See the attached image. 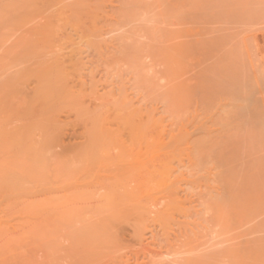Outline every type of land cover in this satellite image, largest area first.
I'll return each mask as SVG.
<instances>
[{
	"label": "rangeland",
	"instance_id": "rangeland-1",
	"mask_svg": "<svg viewBox=\"0 0 264 264\" xmlns=\"http://www.w3.org/2000/svg\"><path fill=\"white\" fill-rule=\"evenodd\" d=\"M101 4L104 7L99 17L106 19H101L102 24L97 26L98 29L78 27L81 28L78 30L75 27V31L78 30V32H73V29L67 25L68 28H61L65 29L66 36L63 30L58 32L62 35H58L59 38L71 39V42L72 40L74 42V45H71L68 40H61V44L64 42V45L66 43L68 45L60 47L62 48L60 50L65 48L59 51L60 54H64L59 55L65 56L61 58L71 57L72 54L77 57L72 56L75 58H70L71 60L67 58L65 64L71 61L68 63V68L72 60H75L73 64L77 61V65L74 64L72 69L80 65L82 67L83 64L85 68L82 71L81 67L78 68L80 70L77 72L80 75L78 74L77 79L85 82H78L76 75L75 78L71 77L73 76V73L69 71L71 67L68 70L66 68L71 75L69 74L65 82L71 88V97L76 96V99L73 100L69 96L67 99L70 100L62 102V105H71L67 107L73 112L66 114L64 110L67 109H63L60 114L58 113L59 115L57 114L59 128L63 126L60 131L63 132L59 133V138L57 137V139L62 138L58 140L60 142L57 141L60 144H57L56 148L53 145V149L50 145L51 150L48 154L51 151L52 154L43 155V158L40 156L42 159L36 157L39 162L34 157L32 159L25 157V160L33 163L34 173L36 171L38 173H35L36 177L32 175L33 171L28 175L29 170L26 171V167L31 163L24 161L27 163L24 167L25 171L21 169L24 175L28 176L27 179L33 176L32 181L25 180L22 171V174L18 173L21 169L18 171L16 169L17 172L13 174L15 170L13 166L20 165L21 160L24 159V156L20 157L17 151L15 154L21 159L17 155L15 158V154L10 153L14 144L4 141L5 144L0 143L1 148L7 146L0 148L3 150L2 155L0 154L2 156L0 157V176L3 177L4 182L6 173L10 174L9 178L12 179L6 177V182L9 184L20 178L18 174L23 177L18 180L22 186L18 184L16 188H11L14 187L15 182L10 185L5 182L9 186L7 188L6 184L0 186V264H113L111 257L115 259L114 264L115 262L120 264L122 261L121 264H188L186 262L190 264H264V0H101ZM75 50H79L81 54ZM78 56L81 57V61H78ZM50 57L48 55V59ZM2 72L3 70H0V74ZM90 72L91 75H89ZM76 84L79 88L84 86L83 92L86 93L87 98H89L87 94L90 92L88 91L90 85L96 86L97 89L94 86L91 87H93L92 90L96 89L94 91H97V96H102L98 97L100 101L96 103L93 100L94 96L96 98V93L91 91L95 95L90 97L92 98L90 102L82 95L80 98L82 101L86 99L83 101L85 104L80 105L82 101L79 99L77 101L78 104L80 103V106L77 105L79 111L75 110L76 106L73 105L77 104L75 101L79 95ZM74 91H77L76 95ZM118 95L122 96H119V101L125 97L123 103L128 102L124 105L128 110L129 105H131L130 108L134 107V111L137 110L136 113L141 110L151 118L148 119L149 122L147 115L145 121V115L139 112L143 116L140 127L134 128L131 125L133 128L128 130L125 124L121 123L122 121L119 122L120 120L118 123L123 126L116 125L115 122L121 116L120 113L119 117L115 114L116 121L110 123L113 119L107 118L112 116L113 113L110 112L112 110L108 114L104 109L109 108L104 106L107 107L111 102L109 107L113 109L112 104L115 102L112 103V100L116 98L114 101H117ZM253 101L256 104H253ZM91 102L98 104L97 109L93 108L94 105H91ZM86 104L90 108L84 107ZM82 106L88 111L81 109ZM67 107L64 106V108ZM80 109L83 112H80ZM105 112L108 114L107 118H105L107 116ZM113 112L116 113V111ZM82 113L91 117H84ZM98 116L100 120L109 121L104 124L105 128L102 125L105 120L100 124L107 134L112 137L111 133H113L116 136L114 141L108 135L111 141H114L113 144L110 143V147L119 145L121 151L126 150L125 153H130L129 156H132L129 158L125 154V160L134 163L135 167L128 162L119 163L123 159L118 158L116 164L119 165H114V162L111 168L105 166L108 162L100 163L103 162L100 161L98 165L95 163L94 169L97 166L95 173L91 172L93 167H87L91 163L89 165L84 163L85 167L82 168H85V172L87 169L86 173L83 169L81 174L78 170V174L76 169L74 173L68 170L66 174H63L65 171L62 170L61 162L64 161L63 155L69 148L77 149L76 152H73L75 149L72 150V155L84 151V154L80 152L77 155L88 156L87 153L96 147V151L93 150L94 153H89L91 158V155L95 152L97 154V149L101 148L102 144H94L95 147L89 146L92 145L89 143L92 142L90 139L94 137L93 134L97 132L98 127L100 128L97 122ZM79 117L81 120L77 123L76 120H79ZM86 118L88 121L93 118L92 123L96 120L94 118H97L96 123H93L97 124V128H92L93 124L85 120ZM111 118L115 120L114 114ZM133 120H131L132 124L135 122ZM64 123L68 125V127L65 126L67 128H64ZM90 128L95 129L96 132L93 133L94 130L91 131ZM102 128L98 132L102 131ZM107 128L111 131L110 133ZM128 131L134 133L130 134ZM99 135H101L100 132ZM143 142L145 146V142L147 143L146 151L145 147H142ZM151 144H155V147L152 145L154 147L152 148ZM9 145L13 146L11 150ZM87 146L91 150H88ZM104 146L107 147L105 144ZM63 147L67 150H59ZM118 147H114L117 150L111 147L112 151L102 148L98 154L104 151L102 155L112 156L111 162H113L116 160L115 154L119 151ZM58 150L59 153H57ZM137 151H140L139 154ZM69 153L66 154L69 155ZM72 155H69V158ZM61 156L63 157L60 158ZM9 159L13 163L19 160L20 162L12 166ZM93 159L96 158L93 157ZM98 159L102 160L98 157L95 161ZM109 159L106 158L110 161ZM125 163L128 165L125 166ZM112 165L114 168L120 165L130 167L132 168L130 171L134 168V171L115 174L116 169L113 171ZM151 165H155L158 173L148 176V172L154 167ZM12 169L13 171H10ZM27 169H30V166ZM167 169L169 171L165 173ZM2 170L4 171L1 173ZM88 170L92 174H87ZM11 172L13 175L17 173V176H13ZM73 176L76 178L74 182ZM98 176L104 180L101 179V181L97 178ZM13 177L16 178L13 179ZM63 178L66 179L64 184ZM97 180H99L98 183L105 182L106 185L103 184V186H110L106 188H119L118 194L123 192L121 190H124V187L126 190H133L137 192L136 194L134 192L135 199L129 196L130 193L126 196L130 199H124L123 195L119 197L116 195L118 199L122 197L123 200L115 199L116 196L109 197V195L101 199L104 194L102 190L106 188H102V185L100 187ZM71 184H76L81 189L83 187L85 194H95L88 195L95 200L101 199L99 200L101 203L103 201L109 204L114 203L113 208L109 207L110 210L107 209L109 211L105 210L106 203V206L103 205L105 208L102 205L95 207V204L99 202L90 201L91 198L87 195L86 199L77 201V208L81 207V204L85 206L87 202L83 200L89 198L88 204L92 205L90 209L93 211L95 209V212L89 210L90 215L87 216L85 212L88 208H81L77 211L83 213H80L79 217L82 215V218L84 216L87 220L78 218L79 222L75 221L78 224L72 222L76 226H72L71 222L66 223L59 216L61 201L57 202L56 199L59 198L58 194L60 196L63 193L62 188L65 189L69 185L72 187ZM94 184L101 188V194L97 190L98 187L93 188ZM94 189L96 190L93 193ZM41 190V196H38L37 192ZM43 191L49 194L53 192L51 193L53 195H44ZM137 194H139L138 197ZM46 196H50V199L53 197V202L44 205L45 208L43 206L42 209H44L40 212L41 216L39 215V219L36 217L35 220L45 222L46 219L47 221L33 238L29 227L34 219L30 221L32 218L30 210L41 207L37 204ZM168 198H172L173 201ZM108 199L115 201H108ZM120 202L123 203V207L116 209L121 205ZM35 209L33 212L38 215L40 208ZM89 221L93 222V225L91 224L92 229L87 228L88 234L92 231L94 235L91 236L92 239L88 237L90 240L84 239L88 244L81 239L86 243L88 251L86 255H88L75 256L71 249V242L75 240L70 234L73 230L74 233L75 230L81 231L77 229L80 226L82 228L85 224V228L90 226ZM140 229L143 233L138 235L141 233L138 232ZM134 233L137 236H134ZM142 237V241H138ZM89 241L90 244L92 241L91 245ZM237 241L241 243L240 248L233 246L236 244L240 246ZM227 250L234 252L232 255L234 258L228 257V254L233 252L228 253ZM111 254L114 256H109ZM115 255L123 257H115ZM210 255L218 260L213 258L214 261L208 260L207 263L205 259ZM194 258L198 262H195Z\"/></svg>",
	"mask_w": 264,
	"mask_h": 264
},
{
	"label": "bare ground",
	"instance_id": "bare-ground-1",
	"mask_svg": "<svg viewBox=\"0 0 264 264\" xmlns=\"http://www.w3.org/2000/svg\"><path fill=\"white\" fill-rule=\"evenodd\" d=\"M68 0H0V70H3V72L0 74V143H2V144H5V143H9L10 142V144L12 143V144H14V147L13 148H15L16 149V146H18L17 147V149L15 150V149H13L12 147H11V145H9V149L10 148H12V150H15L14 152H12V150H11V154H15L16 153V151H17V153H18V155H20V157L21 156H24V159H22L21 160V162H23V163H21L20 162V160L19 159H21L17 154H15V158H16V155L18 156V160L19 161H16L15 163H17V162H20V165L22 166H20L19 164H17V166H19V168H17V166L15 167V166H13V165H15V163H13V162H11V160L9 159V162H11L12 164V166L15 168V170H14V172H13V174L15 173V172H17L18 171V169H21V168H23L24 169V171H25V168L24 167H26V164L27 163H29L27 160H25L27 157L28 158H30V159H32V157H34L35 158V160H37L36 159V157H42L43 155H49V154H52L51 152L48 154V151L49 150H51V146L50 145H54L55 146V148L60 144V143H58V142H60V141H58V140H60V139H62V138H60V139H57V137L59 138L60 137V135H59V133H62L61 131H60V129H63V126H61L60 128H59V120H58V118L57 117H59L58 115L60 114V111H62L63 109H67V110H64V112L66 111L67 113L66 114H68L69 112H73V111H70V110H68V107H70L69 105H64L65 107H67V108H64V106L62 105L63 103L62 102H67V100L69 99H67V97H71L72 95V93H71V88L68 86V85H66V82H65V80H66V78L68 77V76H70L71 74V72L73 73V76H71V77H73V78H75L76 77V79L77 78H79V77H77V76H79L80 74L78 73L79 72V70L81 69V71H82V69H84L85 67L83 66V64H82V67H81V65L80 66H78V68L79 67H81L79 70H78V68H77V66H76V68L74 67L73 69H72V67L73 66H75V65H77L76 63H78L77 61H76V63H74L73 64V62H75V60H72L73 62L70 64L71 66V68L70 67H68V68H70L69 69V71H70V73H68L69 71H67L68 70V68H67V66H68V63L69 62H71V61H68V63H66L65 64V61H67L66 59L67 58H71V59H73V58H75L76 56L75 55H71L70 53V55H71V57L70 56H67V58H61V57H63V56H60V55H62V54H64V53H62V54H60L61 52H59V51H63L64 50V46L67 44H65L64 45V42H63V44H61V40H63L62 38H59V36L58 35H61V33L59 34L58 32H61L63 29H61L62 27H64V28H71V29H73V32L75 31V27H77L76 29H78V30H80L81 28L82 29H84L83 27H90V28H92L93 30H96V28H97V26L101 23L102 24V20H103V18H100L99 17V13H102V8L104 7V6H102V4H101V0H73V1H68ZM67 2V3H66ZM70 3V4H69ZM104 10V9H103ZM104 12V11H103ZM101 16V15H100ZM102 19V20H101ZM104 19H106V18H104ZM101 21V22H100ZM106 22V21H105ZM104 22V23H105ZM67 25H68V27H67ZM66 26V27H65ZM100 26V25H99ZM78 27H81V28H78ZM90 28H88V29H90ZM70 29V30H71ZM98 29V28H97ZM61 30V31H60ZM78 30H76L77 32H78ZM86 30V29H85ZM64 31V32H63ZM62 32H63V34H65V36H66V33H65V29L63 30ZM75 31V32H76ZM82 31V30H81ZM80 31V32H81ZM84 33V32H83ZM82 33V34H83ZM73 34H75L76 35V33H73ZM79 34H81V33H79ZM62 36V35H61ZM64 37V36H63ZM81 35H80V39H81ZM78 38V37H77ZM64 40H68L70 43H71V45L73 44L74 45V42H73V40H72V42H71V39L69 40V39H64ZM66 42V41H65ZM8 43V44H7ZM60 45V46H59ZM62 45H64L63 47V50H60V49H62V48H60ZM68 45V44H67ZM46 50V51H45ZM74 50H72V52H73ZM80 52L79 50H75V52ZM71 52V53H72ZM60 54V55H59ZM80 54H81V52H80ZM79 54V55H80ZM48 55H49V59H48ZM67 55V54H66ZM76 55H78V54H76ZM72 56H75V57H73L72 58ZM65 57V56H64ZM77 58V57H76ZM78 58H79V60L78 61H81L80 59H81V57H79L78 56ZM62 59H65V60H62ZM70 59V60H71ZM77 60V59H76ZM80 63H82V62H80ZM73 64V65H72ZM65 65H66V67H65ZM79 65V64H78ZM66 68H67V70H66ZM71 69H72V71H71ZM74 69H76V71L74 70ZM12 70V71H11ZM74 70V71H73ZM78 71V72H77ZM76 74H75V73ZM82 73V72H81ZM70 74V75H69ZM79 74V75H78ZM76 75V76H75ZM89 75H91V72H90V74ZM75 76V77H74ZM93 76V75H92ZM92 76H90V78L92 77ZM81 77V76H80ZM79 79H77V81H78ZM76 81V83H78V82H82L81 80H79L78 82ZM85 81L83 80V82L82 83H84ZM81 83V84H82ZM91 83H94V82H91ZM95 84V83H94ZM85 85V84H84ZM76 86H77V84H76ZM91 86H94L93 84H91L90 85V87ZM78 88H79V85L77 86ZM88 88L89 90L88 91H90L87 95H88V97L89 98H87V96L85 97V95H86V93L85 92H83V90H84V86H82V88L80 87L79 88V90L77 89V91H74V94L76 95V93L75 92H77L79 95H78V99L75 101V103L80 99V101H82V95L86 98V99H89L88 101L90 102V100L92 99H90V97H92L93 96V94H92V92L91 91H94V89L96 88V86H94L95 88L92 90V88L93 87H91V88ZM91 89V90H90ZM97 89V88H96ZM95 89V90H96ZM87 92V91H86ZM95 93H96V98H95V96H94V99L93 100H95L96 101V103L98 102V100L100 101V98H98L99 96L100 97H102L101 95H99V96H97L98 94H97V91H94ZM81 94V95H80ZM95 95V94H94ZM120 95H118V97H117V101H114V100H116V98L114 99V100H112V103L113 102H115V103H113L112 104V108L113 109H111L109 106H110V104H111V102H110V104H108V106L106 107V106H104L105 108H109V109H104L107 113L110 111V110H112V111H110V112H112L113 114H114V117H115V120H114V118H111V117H113V114H111L112 116L111 117H109V118H107L108 117V114H107V116L105 117V115L103 116V115H101L102 117H105V118H107L108 120L109 119H113V121H111L110 123H114V121H116V116H115V114H117V117H119V115L121 114V116L118 118V120L115 122V123H117L116 125H118V124H120V125H122L121 123H123V124H125L124 126L128 129V130H131L133 127L135 128V127H140V124L142 123V114L141 113H143V112H141V110H138V113H136L135 111H137L136 109H135V111L133 110L134 109V107L132 108H130V106L131 105H129V110H128V108H126L124 105L125 104H128V102L127 103H123L124 102V100L123 99H125V97L121 100L120 99V101H119V99L118 98H120V97H122V96H120ZM81 97V98H80ZM84 97H83V99H84ZM71 98H73V100H75L76 99V96H74V97H71ZM66 99V100H65ZM85 99V100H86ZM70 100V99H69ZM73 100H71V101H73ZM85 100H83V101H85ZM127 100V99H126ZM126 100H125V102H126ZM79 101V102H80ZM83 101L82 102H80L79 104L80 105H82V103H83ZM64 102V103H65ZM74 102V101H73ZM89 102H88V104H89ZM94 102V101H93ZM93 102H91V105L93 104L94 105V107L93 108H96V105H98V104H95V103H93ZM259 103H260V101H259ZM264 103V102H263ZM73 104V103H72ZM78 104V102H77V104L75 105H73L74 107L76 106V109L72 106V108H74L75 110H77V111H79V107L78 106H80ZM85 103H83V105H84ZM253 104H256V103H254V101H253ZM78 105V106H77ZM251 105V104H250ZM90 106V105H89ZM127 106V105H126ZM255 106V105H254ZM84 107H86V108H90V107H88L87 106V104H86V106H84ZM84 107L82 106V108L81 109H83V110H87L88 111V109H84ZM71 108V109H72ZM81 109H80V112H83V110L81 111ZM97 109V108H96ZM125 109V110H124ZM254 109H256V107L254 108ZM73 110V109H72ZM86 111V112H87ZM113 111H116V113H114ZM122 111L124 112V113H122ZM75 112V111H74ZM86 112H85V114H86ZM118 112V113H117ZM139 112H141V113H139ZM59 113V114H58ZM104 113V114H105ZM120 113V114H119ZM58 114V115H57ZM83 115V113H82V115L85 117V116H87V115ZM123 114V115H122ZM81 115V116H82ZM143 115H145L144 113H143ZM147 115V114H146ZM146 115L144 116V120H145V117H146ZM82 116V117H83ZM84 117H83V119H84ZM89 117H91V116H87V118H89ZM93 117H96V116H93ZM99 117V116H98ZM57 118V119H56ZM81 117H79V120L77 119L76 121H77V123H78V121H80L81 119H80ZM85 119V120H87L88 121V119ZM135 118V119H134ZM137 118V119H136ZM150 117L147 115V121L149 122V119ZM91 119V118H90ZM94 119H96L95 121H97L98 119L97 118H94ZM101 118L99 117V120L97 121L99 124V126H100V124L101 123H103L104 122V120H100ZM103 119V118H102ZM106 119V120H107ZM135 120V122H133V124L131 123V120ZM151 119V118H150ZM91 120H93V118L91 119ZM91 120H89L91 123H92V121ZM105 120V122L102 124V125H104L106 122H109V121H106ZM120 120V121H119ZM133 120V121H134ZM88 121V122H89ZM95 121H93V123L95 122ZM100 121V122H99ZM102 121V122H101ZM118 121L119 122H121V123H118ZM146 121V120H145ZM156 121V120H155ZM138 122V123H137ZM152 122H153V118H152ZM59 123V124H58ZM80 123V122H79ZM92 123V124H93ZM96 123V122H95ZM130 123V124H129ZM137 123V124H136ZM145 123H147V122H145ZM144 123V124H145ZM65 124V123H64ZM76 124V123H75ZM107 124V123H106ZM109 124V123H108ZM128 124H129V126H128ZM139 124V125H138ZM158 124V123H157ZM83 125V124H82ZM94 125L95 124H93V126H92V128H97V124L95 125L96 127H94ZM101 125V126H102ZM131 125H133V127L131 128ZM142 125V124H141ZM148 125H149V123H148ZM65 126H67L68 127V125H64V128H67V127H65ZM69 126H71V125H69ZM75 126V125H74ZM100 126V128L98 127V129L95 131V129H92V130H94L93 131V133H95V134H93L94 135V137L93 138H91L90 140H92V142L91 143H89V144H92V145H89V146H92V147H95V145H101V150H102V148H104L103 147V145L105 144L107 147H105L104 148V150L106 149L107 150V148L110 150V151H112L110 148L112 147V148H114V147H118L119 145H117L116 143H114V144H116L117 146H111L110 147V143L112 142L111 141V138H112V140H114V139H116L115 137V135L113 134V133H111L113 136L111 137L109 134H107V132H106V130L105 129H103V128H105V125H104V127L102 128ZM108 126V125H107ZM123 126V125H122ZM110 127V126H109ZM128 127H130V128H128ZM145 127V126H144ZM150 127V126H149ZM57 128H59L58 129V131H57ZM101 128L106 132V133H104V135L102 134L104 131L102 130V131H99L100 132V134L101 135H103L102 137H101V135H99V132H98V130L100 129L101 130ZM125 128V129H126ZM90 130H91V128H90ZM91 130V131H92ZM136 129H134V131H135ZM91 131H90V133H91ZM107 131H108V133H110L111 131L107 128ZM130 134H133L134 132L132 131H128ZM55 133V134H54ZM58 133V134H57ZM64 134V133H63ZM62 134V135H63ZM91 135H92V133H91ZM96 135H97V137H99V138H97L96 137ZM99 135V136H98ZM109 135L111 138H109V136L107 137V136ZM105 136V137H104ZM104 137V138H103ZM108 139H110L108 142L106 141V140H108ZM36 138H38V139H36ZM97 139V140H95V139ZM5 143H4V142ZM58 141V142H57ZM115 141V140H114ZM113 141V142H114ZM105 142H107V144L105 143ZM113 142L111 143V144H113ZM146 142H148V141H146ZM145 142V144H146V146H147V143ZM150 143H151V141H149ZM53 143V144H52ZM153 143H155V142H153ZM1 144V145H2ZM58 144V145H57ZM95 144V145H94ZM142 144V143H141ZM1 145H0V148H1ZM137 146L139 145L138 143L136 144ZM135 145V146H136ZM148 145H149V143H148ZM152 145H154V147H155V144H151V146ZM25 146V148L24 149H26V150H24L23 149V147ZM54 146L52 147V149L54 148ZM136 146V147H137ZM146 146L144 145V142H143V146L142 147H145L144 149H145V151H146ZM150 146V145H149ZM5 148L7 147V146H4ZM4 147H2V148H4ZM27 147V148H26ZM62 147V146H61ZM100 147V146H99ZM99 147H97V148H99ZM110 147V148H109ZM123 147V146H122ZM139 147H141V145L139 146ZM153 146H152V148H154ZM1 148V149H2ZM22 148V149H21ZM64 148V147H63ZM59 148V150H67L66 148ZM71 148H73V147H71ZM86 148H88V150H91V149H89L90 147H86ZM0 149V150H1ZM19 149V150H18ZM75 149V148H74ZM74 149H72V150H74ZM100 149H97L98 151H97V154H96V152H95V156L92 154L91 156H92V158L89 156L90 154L89 153H94L93 152V150L94 151H96V147H95V149L93 148V150L92 151H90V152H88L87 154H88V156H86V155H82V156H80V155H77V154H79V153H75L74 155H72L73 153H72V150H70V148L68 149L69 150V152H68V150L67 151H65L66 153H69V155L71 156L72 155V157H70L69 158V155H67L65 152V154H66V156H65V154L63 155L65 158H64V161L63 162H61V167H62V170H64L65 172H63L62 170H61V172H63V174L65 173H67L66 171H70V173H74L75 172V170L77 171V173L79 174V172H80V174H81V170H83L84 169V173H86L87 172V169H86V172H85V168H82V167H85V165H89L90 163H91V165H89V166H87V167H93V168H91L92 170H91V172L93 171V173H95V171H96V168H97V166H96V168L94 169V167H95V163H97V165H98V163L100 162V161H103V162H100V163H106V162H108L107 164H105V166H107V167H110L111 168V164L112 163H114L115 162V164L114 165H119V164H116V161L117 160H119L118 158H121V159H123L122 161H119V163H122V162H128V164L131 162V161H126L125 160V157H126V155L125 154H127L128 155V158L129 157H131V156H129V154L130 153H125V152H127L126 150H125V152L124 151H121V147H120V149H119V147H118V149H119V151L115 154L116 156V160H114L113 162H111V160H112V156H108V157H106V154H105V156H103L102 154L104 153V151L101 153V154H98V153H100L99 152V150ZM115 149V148H114ZM131 149H132V147H131ZM151 149V148H150ZM6 150V149H5ZM21 150H23V151H21ZM57 151V153H59L60 151ZM76 150L77 149H75V151H73V152H76ZM108 150V151H109ZM115 150H117V148L115 149ZM139 150V149H138ZM142 150V149H141ZM148 150H149V148H148ZM2 151L3 150H1V152H0V154L2 155ZM9 151V150H8ZM56 150H54V152H55ZM86 151H87V149H86ZM86 151H85V153H86ZM114 151V150H113ZM132 151V150H131ZM63 152V151H62ZM116 152V151H115ZM114 152V153H115ZM122 154H121V153ZM123 152H124V154H123ZM138 152H140V151H137V153ZM4 153V152H3ZM23 153V154H22ZM72 153V154H71ZM82 154H84V151H82L81 152ZM5 154V153H4ZM3 154V156H5ZM118 154V155H117ZM139 154V153H138ZM7 155V154H6ZM58 155V154H57ZM61 155V154H60ZM119 155H121L120 157H119ZM122 155H123V157H122ZM125 155V156H124ZM8 156V155H7ZM63 156H61L60 158H62ZM68 156V157H67ZM84 156H85V158H84ZM102 156V157H101ZM0 157H2V156H0ZM10 157V156H9ZM26 157V158H25ZM39 158V159H42V158ZM93 157H95L96 159L98 158V157H100V159H102V160H97V161H95L96 159H93ZM6 157H4V159H5ZM10 158H13V157H10ZM88 158V159H87ZM106 158L108 159V158H110L109 160L110 161H108V160H106ZM128 158H127V160H128ZM91 159V160H90ZM94 161H93V160ZM104 159V160H103ZM114 159V158H113ZM13 160H14V158H13ZM88 160H89V162H88ZM106 160V161H105ZM6 161V160H5ZM24 161H27V163L26 162H24ZM32 161V160H31ZM41 161V160H40ZM91 161H93V162H91ZM8 162V163H9ZM37 162H39L38 160H37ZM111 162V163H110ZM151 162V161H150ZM31 163V162H30ZM36 163V162H35ZM64 163V164H63ZM84 163H87V164H85L84 165ZM94 164V166H92L93 164ZM126 163H125V166H127L126 165ZM4 164V163H3ZM25 164V165H24ZM37 164V163H36ZM39 164V163H38ZM132 166H134L132 163H130ZM5 165H8L7 163H5ZM5 165H4V167H5ZM11 165H8V166H11ZM35 165V164H34ZM64 165V166H63ZM81 165V166H80ZM99 165H101V167H103L102 166V164H99ZM108 165H110V166H108ZM114 165H112V168H114L113 166ZM164 165H166V164H164ZM163 165V166H164ZM29 166H30V169H27V168H29ZM33 166V163H31V165H29L28 164V167H26V171H28L29 170V173H28V175L30 174V173H32L31 171H33V174L32 175H36V174H38V173H34V171H35V169L32 167ZM78 166V167H77ZM130 166V165H129ZM131 166V167H132ZM151 166H154L153 168H151V167H149V168H151L150 170L151 171H149V168H147L148 169V176L149 175H154V173L156 174V173H158V170H156V168H155V165H151ZM168 166V165H167ZM3 167V168H4ZM13 167H11V168H13ZM32 167V168H31ZM80 167L82 168V169H80ZM99 168H100V170H101V167L100 166H98ZM118 167H120V168H118ZM122 165H120V166H115V168L113 169V171L115 170V174H118L119 172H121V173H123V172H126V171H128V172H133L134 171V168H133V171L131 170L130 171V169H132V168H128V167H123ZM135 167V166H134ZM10 168V167H9ZM13 168V169H14ZM38 167H37V165H36V169H37ZM5 169V168H4ZM13 169L12 170H10V171H13ZM16 169H17V171H16ZM23 169H21V170H19L18 171V173H21V171H22V173L24 172L23 171ZM34 169V170H33ZM61 169V168H60ZM107 169H109V168H107ZM107 169H106V171H107ZM144 169V168H143ZM153 169V170H152ZM8 170V169H7ZM78 170H79V172H78ZM95 170V171H94ZM98 171H99V169H97ZM4 170H2L1 171V173L3 172ZM5 171H6V169H5ZM72 171V172H71ZM90 170H88V173L87 174H89L90 172H89ZM165 171V170H164ZM163 171V172H164ZM169 171V169H167L166 171H165V173L166 172H168ZM39 172V171H38ZM103 172V171H102ZM117 172V173H116ZM127 172V173H128ZM145 172H146V170H145ZM4 173H6V172H4ZM4 173H3V176H5V175H7L8 176V179H11V178H9V175L6 173L5 175H4ZM9 173V172H8ZM21 173V174H22ZM97 173V172H96ZM111 173H113V172H111ZM110 173V174H111ZM126 173V174H127ZM129 173V174H130ZM162 173V172H161ZM160 173V174H161ZM11 174H12V172H11ZM12 174V175H13ZM17 174V173H16ZM13 175V176H17V175ZM25 174H26V172H25ZM87 174H85V176H87ZM90 174H92V173H90ZM114 174V173H113ZM124 174V173H123ZM147 174V173H146ZM145 174V175H146ZM163 174V173H162ZM168 174V173H167ZM23 175V177L25 176L24 175V173L22 174ZM30 176V180L32 181V177L33 176ZM60 175H62L61 173H60ZM94 175V174H93ZM96 175V174H95ZM172 175V174H171ZM7 176H5V182H6V177ZM37 176V175H36ZM35 176V177H36ZM89 176V175H88ZM117 176H119V175H117ZM166 176V175H165ZM168 176V175H167ZM11 177V176H10ZM18 177H20L21 179L23 178L21 175H19L18 174ZM26 177H28L27 175L25 176V180H29V179H27ZM34 177V178H35ZM71 177V176H70ZM0 178H1V180L3 181V183H2V181H1V183H0V186L1 185H3L4 186V184H6V183H8V182H4V179H3V177L2 176H0ZM16 177H13V179H15ZM20 178H18L17 180H16V182L13 180L12 181V183L13 182H15L14 183V187H11V188H16V186H18V184H19V182H18V180H20ZM97 178H99V176L97 177ZM107 178V177H106ZM169 178V177H168ZM64 179V178H63ZM74 179H75V181H76V178L73 176V182H74ZM100 180L102 179V180H104L103 178H99ZM12 180V179H11ZM25 180H23V181H25ZM66 179H64L63 180V184H64V181H65ZM69 180V182L71 183V181H70V179H68ZM68 180H67V182H68ZM71 180H72V177H71ZM101 180V181H102ZM107 180H109V178L107 179ZM8 181V180H7ZM10 181V180H9ZM98 181L99 180H97V183H98ZM99 182L98 184L100 185V187H101V185H102V188L103 187H110V186H105L106 184H105V182ZM18 182V183H17ZM72 182V183H73ZM94 182H95V180H94ZM12 183H10V184H12ZM96 183V184H97ZM173 183V182H172ZM9 184V183H8ZM8 184H6V188L7 187H9L8 186ZM9 184V185H10ZM15 184H17V185H15ZM97 184V185H98ZM103 184H105L104 186H103ZM20 185V184H19ZM71 185H73V184H71ZM78 185V184H77ZM95 186V184H94V186H93V188L94 187H98V186ZM20 186H22V185H20ZM173 186V185H172ZM100 187H98V189L97 190H101V188ZM18 188V187H17ZM72 190H71V189ZM92 188V189H93ZM100 188V189H99ZM112 188H113V190H112ZM117 187H111L110 189L109 188H106V190L105 189H103L104 191H106V192H104L103 190H102V194H103V196H101V199H102V197H104L105 195L107 196V195H109V197H113V196H122V197H124V199L126 198V199H130V198H128V197H126V196H128V194H129V196L131 195V197H135L134 196V192H133V190H129V189H125V187H124V190H121V188H120V190L121 191H123V192H121V194H118V192H119V188H117ZM70 189V190H69ZM82 189H84L83 187H82ZM81 189V187L79 188V186H76V184H74L72 187H70V185H69V187L67 186V188H65V189H63L62 188V194H60V196H59V194H58V197L59 198H57L56 199V201L58 202V201H61L60 202V207H62V208H60L59 207V210L61 211V213H59V216H60V218H61V220H63V221H65L66 223H70L71 222V224H72V222L73 223H75V221L76 222H79L77 219L78 218H80V220L82 219L83 221L84 220H87V218H85L84 219V216H83V218H82V215L79 217V215H80V213L81 212H77L78 210H80L81 208H84V209H87V212L90 210V211H92V212H95V209H94V211L93 210H91L92 208H91V206L88 204L89 203V201H87L89 198H91L90 199V201H93L94 200V202L95 203H98L99 202V204H95V207H97L98 205H99V207L102 205V207H104L105 208V206H106V209L105 210H107V209H109V207L111 208L113 205H114V203L112 204V202H110V204H109V202L108 201H113L112 199L111 200H109L108 199V203H106L105 201H103V203H101L99 200H101V199H94V197H93V199H92V196L93 195H95V194H93L92 195V193H87V194H85L84 192H86V191H84V190H82ZM91 189V188H90ZM91 189V190H92ZM116 189V190H115ZM86 190V189H85ZM87 190H89V189H87ZM91 190H89V191H91ZM95 190L96 189H94L93 190V193L95 192ZM44 191H46V190H44ZM43 191V194L45 195V194H47V196L48 195H50V196H52L53 194H51V193H53V192H51L50 194H49V192H44ZM99 191H97V194H101V191L99 192ZM114 191V192H113ZM129 191H132V192H129ZM40 192V193H39ZM41 192H42V190L41 191H38L37 192V194H39L38 196H41ZM59 192V191H58ZM92 192V191H91ZM99 192V193H98ZM109 192V193H108ZM117 194H116V193ZM127 192V193H126ZM60 193V192H59ZM120 193V192H119ZM126 193V194H125ZM132 193V194H131ZM137 192H135V194H136ZM43 194H42V196H43ZM55 194V193H54ZM88 194H90V195H92V196H90V195H88ZM99 194V195H100ZM56 196H57V194H55ZM86 195V196H85ZM87 195H88V199L87 200H85L86 198H87ZM44 197L43 198V202L41 201L39 204H37V205H41V207H35V208H40V211L38 210V212H39V214L37 215V214H35L36 212H33L34 211V209L35 208H33L32 209V211L30 210V214H31V217L32 218H30V221H31V219L33 220L34 219V221L32 222L31 221V223H33V224H31L30 222V231H31V234L33 235V238H34V236L36 235V233L37 232H39L40 231V227L41 228H43V224L47 221L46 219H45V222H43V221H41V220H38L39 219V215H40V212H42L43 211V209L45 208V206L46 205H48L49 203H51L52 204V202H53V197L50 199V196L49 197ZM98 196V195H97ZM97 196H96V198H97ZM106 196H105V198H106ZM116 196V197H117ZM139 196V194H137V197ZM99 197V196H98ZM118 197L117 198H115V199H118ZM122 197H120L118 200H123V198ZM172 197H175V196H172ZM82 198H85L83 201H86L87 202V206H89V207H87L86 205L85 206H82V204L80 205L81 207H79V208H77V201L78 200H80V199H82ZM100 198V197H99ZM122 198V199H121ZM132 198V199H133ZM135 199V198H134ZM168 199H171L172 200V198H168ZM174 199H178V198H174ZM82 201V200H81ZM97 201V202H96ZM115 201V200H114ZM129 202L130 201H132V200H128ZM173 201V200H172ZM175 201V200H174ZM125 202V201H124ZM33 203V202H32ZM48 203V204H47ZM80 202H78V204H79ZM85 203V202H84ZM101 203V204H100ZM105 203H106V205H105ZM115 203H117V202H115ZM119 203V202H118ZM126 203H127V200H126ZM153 203V202H152ZM34 204L36 205V203H35V201H34ZM33 204V205H34ZM120 204H121V202H120ZM123 204V203H122ZM122 204L121 205H119V204H115L116 206L117 205H119L116 209H118L120 206H122ZM177 204V203H176ZM32 205V204H31ZM45 205V206H44ZM84 205V204H83ZM103 205H105V206H103ZM109 205V206H108ZM153 205H155V204H153ZM44 206V208L42 209V207ZM31 207V206H30ZM34 207V206H33ZM86 207V208H85ZM101 207V208H102ZM108 207V208H107ZM123 207V206H122ZM130 207H132V205L130 204ZM133 207H134V205H133ZM76 208H77V210H76ZM91 208V209H90ZM113 208V207H112ZM111 208V209H112ZM42 210V211H41ZM110 210V209H109ZM109 210H107V211H109ZM113 210H115V209H113ZM125 210V209H124ZM35 211H36V209H35ZM59 211V212H60ZM82 211V210H81ZM84 211H86V210H84ZM118 212L120 211V210H117ZM132 211H134V210H132ZM32 212H33V214H32ZM85 212L86 214H87V216H89L90 215V212ZM117 212V213H118ZM123 212V211H122ZM101 213V212H100ZM104 213V212H103ZM128 213V212H127ZM36 216H35V215ZM41 214H43V213H41ZM81 214H83V213H81ZM89 214V215H88ZM91 214H93V213H91ZM96 215H97V213H95ZM95 214H94V216H95ZM119 214V213H118ZM122 214V213H121ZM32 215H34V216H32ZM101 215H103V214H101ZM100 215V216H101ZM109 215V214H108ZM111 215V214H110ZM41 216V215H40ZM104 216V215H103ZM36 217L38 218L37 220H35L36 219ZM45 218V217H44ZM100 220V219H99ZM90 221H92V220H90ZM89 221V222H90ZM88 222V223H89ZM75 224H78V223H75ZM75 224H72V226H76ZM91 224L93 225V222L91 223L90 222V226L88 227V226H86V228H85V225H84V230H82L83 228H82V226H80V227H78L77 229H80L81 231H79V230H75V233L72 231L71 232V236H72V238L75 240H73L74 242H71V249H72V251H73V255H79L80 257H86L87 255H86V253H88V251H87V249H86V243L85 242H87V241H85L84 239H88V237L90 238V239H92L91 238V236L92 235H94V232H93V234H92V231L88 234V231H87V228L90 230V228L92 229V226H91ZM97 225V224H96ZM66 228V227H65ZM135 228H137L138 229V227H135ZM95 229H93V231H94ZM98 230V229H97ZM78 232V234H77V232ZM96 231V230H95ZM134 231V230H133ZM138 232H141V233H138V235L139 234H142L143 233V231L140 229ZM88 235H90V236H88ZM84 234V235H83ZM136 233H134V236H137V235H135ZM79 236L80 238H78L77 236ZM87 235V236H86ZM70 236V237H71ZM74 236V237H73ZM81 236H83V238L81 237ZM133 236V237H134ZM140 236H142V235H140ZM139 236V237H140ZM75 237H76V239H78V240H76L75 239ZM85 237V238H84ZM138 237V238H139ZM137 238V239H138ZM84 240L85 242H83L82 240ZM90 239H88V240H90ZM136 239V238H135ZM142 239H143V237L142 238H140V240L138 239V241H142ZM79 240H81V241H79ZM134 240V239H133ZM234 240V239H233ZM137 241V240H136ZM236 242V241H235ZM240 243V241H237V243ZM87 244H88V242H87ZM89 244H90V241H89ZM91 244H92V241H91ZM90 244V245H91ZM236 244V243H235ZM237 245V244H236ZM236 245H233V246H235L236 248H240L241 247V243H240V246L238 247V245L236 246ZM87 246H89V245H87ZM93 246H94V244H93ZM92 246V247H93ZM232 247V246H231ZM70 248V247H69ZM68 248V249H69ZM89 249V248H88ZM93 249V248H92ZM228 251V253H231V252H233L232 250H227ZM226 251V252H227ZM236 251V250H235ZM92 252V251H91ZM234 254V252L233 253H231V254H228V257L229 256H231L230 258L232 259V258H234V256L232 257V255ZM86 255V256H85ZM109 256H114V255H109ZM116 256H120V255H115V257ZM120 257H123V256H120ZM120 257H118V258H120ZM207 257V256H206ZM213 259V258H215V257H212L211 255L210 256H208L207 257V259H205L206 261H207V263H208V260L209 261H214V259L213 260H210L211 258ZM112 259H114V257H111V263H113L114 264V261H115V259L114 260H112ZM117 259V258H116ZM187 260H190V259H188V258H186ZM185 259V260H186ZM195 259V258H194ZM194 259H191V260H194ZM215 259H217V258H215ZM86 260V263H88L87 261V259H85ZM135 260H137V259H135ZM186 260V261H187ZM218 260V259H217ZM102 261H103V259H102ZM117 261H121V260H117ZM195 262H198L196 259L194 260ZM117 262H115V264H116ZM120 263V262H119ZM121 263H123V261L121 262ZM120 263V264H121ZM126 263H127V259H126ZM136 263V262H135ZM186 263H188V264H190V262H186ZM118 264V263H117ZM128 264V263H127Z\"/></svg>",
	"mask_w": 264,
	"mask_h": 264
}]
</instances>
